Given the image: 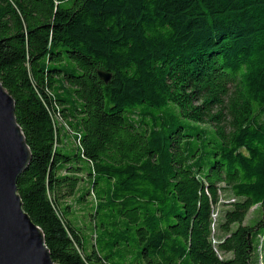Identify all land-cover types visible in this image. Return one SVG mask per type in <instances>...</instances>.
<instances>
[{
    "label": "trees",
    "instance_id": "trees-1",
    "mask_svg": "<svg viewBox=\"0 0 264 264\" xmlns=\"http://www.w3.org/2000/svg\"><path fill=\"white\" fill-rule=\"evenodd\" d=\"M0 81L32 152L18 192L56 263L252 264L264 0H0ZM221 190L237 201L215 246Z\"/></svg>",
    "mask_w": 264,
    "mask_h": 264
},
{
    "label": "water",
    "instance_id": "water-1",
    "mask_svg": "<svg viewBox=\"0 0 264 264\" xmlns=\"http://www.w3.org/2000/svg\"><path fill=\"white\" fill-rule=\"evenodd\" d=\"M99 75L105 82L111 78L103 72ZM31 162L15 101L0 81V264H58L18 192L19 178Z\"/></svg>",
    "mask_w": 264,
    "mask_h": 264
},
{
    "label": "rangeland",
    "instance_id": "rangeland-1",
    "mask_svg": "<svg viewBox=\"0 0 264 264\" xmlns=\"http://www.w3.org/2000/svg\"><path fill=\"white\" fill-rule=\"evenodd\" d=\"M58 150L59 152H64L66 154L72 155V153H74L73 150H70L68 148H64L63 147V141L62 143L60 142L58 145ZM84 165L85 168H87V163L83 162L82 163ZM235 201H237V199H235L232 195V193H230V191L228 190H221L220 191V199L219 202L217 203V205H215L214 207V213L216 216V220L213 222V226L212 229L214 228L213 232H214V245L217 246L218 243H220V239L218 240V237L221 238V233L219 231V225L220 223L223 221V216L224 213L227 210L231 209L230 204L234 203ZM72 205H73V211H75V217L78 220V224L80 225H84V226H91L92 224V216L91 213H93L92 211V207L90 204L88 205H80V204H75V200H72ZM261 213H260V208L258 207H254L250 210V212L248 213L244 225L247 226H254L258 220L260 219ZM237 228V225L234 226V229ZM87 233H89V231H87ZM91 239V240H90ZM91 243H94V237H90L89 238ZM259 241H261V243L263 242L262 238H259ZM88 242V240H87ZM260 243V244H261ZM258 247V240L257 238L255 239V252L253 254V262L252 264H264V242H263V246L260 245V250H261V254L262 257L260 256V252L259 250L257 251ZM258 247V248H259ZM220 256H222L221 254H219ZM231 255H226L223 256V258H230Z\"/></svg>",
    "mask_w": 264,
    "mask_h": 264
},
{
    "label": "built area",
    "instance_id": "built-area-1",
    "mask_svg": "<svg viewBox=\"0 0 264 264\" xmlns=\"http://www.w3.org/2000/svg\"><path fill=\"white\" fill-rule=\"evenodd\" d=\"M216 220V216H215V213L213 214V221H215ZM213 230H214V228H213ZM262 238V240H263V242H264V237H261ZM263 242L260 244V245H263ZM259 252H260V256L262 257V254H261V250H260V247H259Z\"/></svg>",
    "mask_w": 264,
    "mask_h": 264
}]
</instances>
